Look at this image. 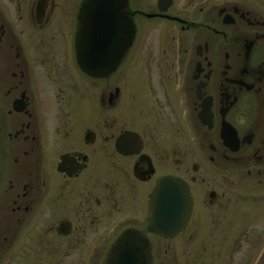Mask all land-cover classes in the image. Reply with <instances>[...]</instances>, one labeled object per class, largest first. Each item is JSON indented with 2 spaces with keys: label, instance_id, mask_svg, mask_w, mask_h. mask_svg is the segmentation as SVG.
Instances as JSON below:
<instances>
[{
  "label": "flooded vegetation",
  "instance_id": "af4514ba",
  "mask_svg": "<svg viewBox=\"0 0 264 264\" xmlns=\"http://www.w3.org/2000/svg\"><path fill=\"white\" fill-rule=\"evenodd\" d=\"M85 2L0 0V264L66 248L107 264L127 233L146 264L175 240L190 264H227L231 220L243 234L246 203H264L244 184L229 195L231 174L264 188V0H125L133 35L94 78L77 61ZM167 176L190 199L173 239L147 230Z\"/></svg>",
  "mask_w": 264,
  "mask_h": 264
},
{
  "label": "water",
  "instance_id": "95a60500",
  "mask_svg": "<svg viewBox=\"0 0 264 264\" xmlns=\"http://www.w3.org/2000/svg\"><path fill=\"white\" fill-rule=\"evenodd\" d=\"M125 0H86L82 9V27L77 35V61L81 70L90 77H101L112 71L122 53V47L131 40V26L121 21ZM114 12H117L118 21ZM97 35H101L102 49L96 48ZM117 36V37H116ZM116 37V38H115ZM111 44L118 46V54L110 55ZM188 191L179 180L167 176L159 179L149 200L148 232L164 239H173L184 227L189 214ZM143 242L131 233L123 236L113 249L107 264H146Z\"/></svg>",
  "mask_w": 264,
  "mask_h": 264
},
{
  "label": "rangeland",
  "instance_id": "374dc122",
  "mask_svg": "<svg viewBox=\"0 0 264 264\" xmlns=\"http://www.w3.org/2000/svg\"><path fill=\"white\" fill-rule=\"evenodd\" d=\"M231 181H232V186H231V191L230 194L231 195V201H236V195H238L239 193H241L240 189L241 186L244 184L246 187L245 189L248 188V186H251V192H248V194H264V192H260L261 189L264 191V188H255V192L253 191L254 189V185L253 182H248L246 178H243V180H241L239 178V176H233L231 174ZM243 193V192H242ZM247 206L245 208V211L247 212L246 216H250V219H248L245 222V231L243 232V234L238 235V227L241 228V225L238 224V222L234 219L231 220L230 222V229H231V236H230V248L228 250V255H229V259L227 261V264H238L237 260H239V264H264V214L260 213L257 209L256 206H260V204H264L259 203V204H255L254 202L251 203H246ZM233 211H238V205L235 202H231L230 203V216H234L235 214H232ZM30 235L27 234V232H23L18 236V240H16L15 242L17 243H22L24 240H29L26 239L27 237H29ZM242 237V241H238V238ZM200 240H198L197 242H199ZM244 241V243H243ZM6 244H8L7 242H5ZM16 243V244H17ZM168 244V243H167ZM241 244L240 249L237 250L238 246ZM243 244V246H242ZM168 247V250L166 253H164V249ZM181 246L176 245V240L172 241L169 245H165L164 247H162L159 251L155 250V257L158 254H160V258H161V263L160 264H176V260L178 258V260L180 259L179 256V252L180 255L182 256L184 254V252H181ZM234 250H233V249ZM232 249V250H231ZM8 253H14V255L16 254L15 250H10V251H6ZM3 255V251L0 252V258H4ZM18 253V252H17ZM199 253V252H198ZM22 254V255H20ZM20 256L18 257V259L16 260L17 256H14V260H16V262L14 261V264H29L28 259L32 257V254L30 253V251H20ZM53 256L52 260H50L49 256L46 258L44 255L41 257L43 259H47L48 262H46V264H78L76 262V260L78 259V254L80 255L81 253L79 252L78 248L76 249H72V248H66V250H59L56 251L54 253H52ZM205 254V252H204ZM89 256V252L88 255L86 254V258ZM6 257V256H5ZM154 257V256H153ZM154 257V258H155ZM27 259L25 262L24 260ZM184 264H190V252L188 253V258L184 259L182 256V259ZM35 262V261H34ZM32 263V264H36V263ZM38 264H43L42 261L40 260L38 262ZM156 264H159L156 262Z\"/></svg>",
  "mask_w": 264,
  "mask_h": 264
}]
</instances>
